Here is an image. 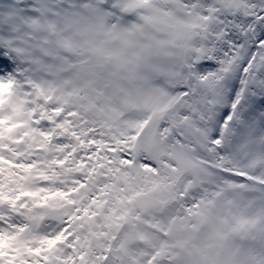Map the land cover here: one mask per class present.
Segmentation results:
<instances>
[{
	"label": "snow or ice",
	"instance_id": "1",
	"mask_svg": "<svg viewBox=\"0 0 264 264\" xmlns=\"http://www.w3.org/2000/svg\"><path fill=\"white\" fill-rule=\"evenodd\" d=\"M0 264H264V0H0Z\"/></svg>",
	"mask_w": 264,
	"mask_h": 264
}]
</instances>
